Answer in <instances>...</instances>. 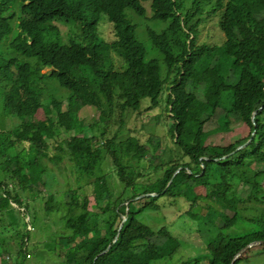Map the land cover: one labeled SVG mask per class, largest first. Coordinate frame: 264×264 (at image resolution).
Segmentation results:
<instances>
[{
	"label": "trees",
	"instance_id": "1",
	"mask_svg": "<svg viewBox=\"0 0 264 264\" xmlns=\"http://www.w3.org/2000/svg\"><path fill=\"white\" fill-rule=\"evenodd\" d=\"M15 2L19 14L11 11ZM144 2L151 4L148 7ZM127 9L150 21L167 23L161 32L147 30L162 62L146 60L147 51L137 38L136 25L126 16ZM217 13L223 42L201 44L203 17ZM103 18L113 26V42H106L99 34ZM57 22L76 24V36L63 39ZM15 26L17 33L9 46L14 56L0 54V85L6 89V112L26 123L8 136L13 138L12 144L28 143L31 175L43 160L60 162L65 154L78 175L93 179L107 153L123 185V191L115 194L97 176L92 192L94 210L89 208L88 196L81 200L77 190L67 192L68 215L63 220L71 233L60 239L69 246L67 264L171 261L182 249V239L167 227L152 229L140 219L147 210H161V200L190 203L186 216L197 221L208 246L209 264H231L244 247L264 241V216L260 220L246 219L245 207H241L246 202L264 203L260 196L264 166L252 167L264 165V0H194L190 9L185 8L183 0H0V43L11 41ZM113 56L122 61L120 69ZM46 69L50 72L43 73ZM49 78L70 92L65 109L64 102L55 97L43 100L45 80ZM166 88L167 112L173 121L170 131L179 149L167 160L154 139L148 140L153 149L133 136L118 141L120 130L128 122L127 114L139 117L158 108ZM228 94L232 95V105L224 111L226 125L220 130L230 129V116L237 114L250 133L229 147L207 145L209 133L205 127ZM86 107L99 111L91 125L96 131L93 137L82 133L85 121L81 110ZM41 108L48 113L45 120H34ZM117 125L118 130L112 133ZM64 133L73 135L64 139ZM94 139L100 141L98 147ZM248 141L245 149L231 155ZM50 142H57L59 151L52 157ZM150 151L154 157H147ZM126 156L137 158L136 163ZM9 162L15 165L13 171L22 173L19 157ZM153 165V172L146 173ZM239 185L250 187L246 199L237 191ZM199 187H204L207 195H199ZM152 193L157 196L135 200ZM7 198L9 203L12 199L20 202L17 195ZM202 200L209 202L204 217L193 213ZM49 203L47 210L51 211ZM216 204L222 210L215 208ZM225 210L233 211V216ZM103 216L107 219L101 224ZM123 217L127 222L116 239ZM242 220L261 226L228 237L225 231ZM109 246L108 253L98 257ZM260 248V254H264V245ZM255 249L258 247L247 251L236 264L249 260ZM182 264L199 261L192 258Z\"/></svg>",
	"mask_w": 264,
	"mask_h": 264
},
{
	"label": "rangeland",
	"instance_id": "2",
	"mask_svg": "<svg viewBox=\"0 0 264 264\" xmlns=\"http://www.w3.org/2000/svg\"><path fill=\"white\" fill-rule=\"evenodd\" d=\"M194 0H183L186 9H190ZM145 6H150V2H144ZM15 2L12 5L11 11L20 13V7ZM16 12V13H17ZM207 13V11H206ZM151 11L148 12V17ZM127 18L136 25L137 38L142 43L146 54V60L158 59L162 62L163 57L156 50L148 38L147 30L153 29L161 32L167 23H160L150 21L149 18L138 16L133 10H126ZM204 23L201 26L200 43L208 45H219L223 42L224 36L219 29L220 13L216 15L205 14L203 17ZM61 31L62 38L67 40L69 37L76 36V24L57 22L55 23ZM17 33L15 26L14 34L11 41L0 43V54L14 56L9 50L10 43ZM100 36L106 42L114 41L113 26L107 23L103 18L100 30ZM114 61L116 68L120 69L122 61L116 56ZM23 60V59H22ZM30 61V60H29ZM165 74V66L163 67ZM43 73H49L46 69ZM5 94L6 89L0 85V183L5 186H0V264H67L65 260V253L69 246L61 242L62 237L70 235L71 231L65 229L64 218L68 215V195L69 190H77L78 196L81 200L86 196L90 199L89 208L95 209V202L93 198V185L97 176L102 177V181H106L112 188L115 194H120L123 191V185L117 177L116 167L113 164L111 157L105 153L103 164L95 172V177L88 178L80 176L76 173L73 163L69 156L63 154V160L54 162L50 159L43 160V163L37 165L34 170V175H31V167L29 163L31 157L28 151V143L20 142L12 144L13 138L8 136V133L25 127L26 123L22 118L8 114L5 110ZM168 88L165 89L158 108L149 112H145L139 117L136 114L129 112L127 114V124L120 130L118 141L125 142L130 136L136 137L142 144L150 147L148 140L152 139L158 141L157 145L159 151L164 153L163 157L172 159L175 154H178L179 149L175 146V139L170 131L173 124L169 113L167 112V95ZM70 92L63 88L56 79L49 78L45 80V88L43 89V100L50 97L63 101V109L66 108V99ZM147 100L144 101V104ZM232 105V95L223 96L221 104L217 107L216 113L211 122L205 127L206 132L209 133L207 138V145L218 147H229L237 144L244 138L248 137L250 129L241 123L237 114L230 116V129L220 130L226 125L224 111L230 109ZM52 107H50V110ZM48 113L41 108L37 111L34 120H45ZM99 111L93 107H86L81 110L82 120L85 121V128H83V136L93 137L96 133L95 128L91 125L97 121ZM118 130V125L114 126L112 133ZM73 133H64L62 138L68 139ZM112 136V135H111ZM109 136V137H111ZM154 139V140H153ZM50 156L59 153L56 150L57 142H50ZM95 146L98 147L100 141L94 139ZM62 155V153H61ZM154 157L155 155L150 151L147 157ZM19 157L20 166L23 168L22 173L13 171L14 164L9 162L11 158ZM125 159L136 163L137 158ZM264 165L253 164V168H260ZM153 167L146 169V173H151ZM158 169V165H156ZM13 168V169H12ZM140 171L139 169H136ZM26 177L25 179L23 178ZM22 177V178H21ZM237 191L240 192L241 197L247 198L250 193V187L239 185ZM199 195H207L204 187L197 188ZM9 194L20 197V202L16 203V199L8 201ZM264 199V188L260 194ZM50 197L54 200L49 201ZM174 204L166 200L160 201L161 210H147L140 219L152 229H158L162 226L170 229L179 238L182 239L183 247L178 254H175L171 261L160 262L157 264H182L186 261H199V264H209L210 255L208 246L205 242L203 234L198 228L197 221L191 217H187L186 213L190 210V203L186 200H177ZM50 202V203H49ZM48 203L53 206L51 211H48ZM208 201H200L199 205L193 211L195 215L204 217L208 214ZM215 208L220 209L218 205ZM243 216L246 219L255 218L260 220L264 216V203L259 204L255 202L242 203ZM222 210V209H220ZM229 217L233 216V211L225 210ZM106 217H102L101 224H103ZM264 218L261 220L264 223ZM250 222V221H249ZM247 221H240L237 225L225 231L228 237H236L245 234L251 230L260 228L258 223H249ZM221 225V223H220ZM27 239V241H26ZM260 247L248 255L249 260L243 261L240 264H264V254H260ZM259 251V252H258Z\"/></svg>",
	"mask_w": 264,
	"mask_h": 264
},
{
	"label": "water",
	"instance_id": "3",
	"mask_svg": "<svg viewBox=\"0 0 264 264\" xmlns=\"http://www.w3.org/2000/svg\"><path fill=\"white\" fill-rule=\"evenodd\" d=\"M255 115H256V112H254V114H253V117H252V120H253V122H254V120H255ZM249 142L250 141H248L247 143H245V144H243V145H241V146H239L233 153H231V155H233L234 153H236V152H238V151H241V150H243V149H245L246 147H247V145L249 144ZM224 158H226V157H224ZM203 160H210L209 158H204ZM181 170L182 169H180V170H178V172H177V174L178 173H180L181 172ZM177 174H175V175H177ZM173 180V179H172ZM172 180L170 181V183L172 182ZM169 183V184H170ZM155 196H157V194H154V193H152V194H145V195H141V196H139V197H137L135 200H141V199H143V198H147V197H155ZM131 201H129L128 203H127V205L130 203ZM127 222V218L126 217H123L122 218V223H121V225L119 226V229H118V234H117V237H116V239L119 237V233L121 232V230H122V228H123V226H124V224ZM116 239H115V241H116ZM114 241V242H115ZM264 245V241H255V242H252V243H250L249 245H247L246 247H244L235 257H234V259L232 260V262H231V264H236V262L242 257V255H244L247 251H249V250H251V249H253V248H256V247H260V246H263ZM110 250V246L106 249V250H104L103 252H101L99 255H98V257H100V256H103V255H105L106 253H108V251ZM97 257V258H98Z\"/></svg>",
	"mask_w": 264,
	"mask_h": 264
}]
</instances>
